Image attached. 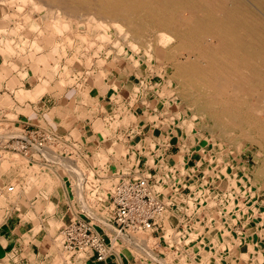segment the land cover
<instances>
[{
	"label": "rangeland",
	"instance_id": "374dc122",
	"mask_svg": "<svg viewBox=\"0 0 264 264\" xmlns=\"http://www.w3.org/2000/svg\"><path fill=\"white\" fill-rule=\"evenodd\" d=\"M30 1L31 2L28 3L30 5H25L23 7L20 4L21 1L0 0V7L2 9L5 8L6 11L8 10L6 13H13V15L15 14V17L11 16L7 18V27L9 31L12 30V34L7 33L6 36L10 39L11 43L18 41L21 43V40L28 42L30 41L31 37H35H30L28 35V28L24 30L21 28L19 30L18 25L15 24L16 21L30 20L32 21V24H35V21L39 24L38 28L47 30V32H43V36L45 35L47 45H45L42 52L48 56V59H46V65L51 70L48 69L47 71L49 72L50 70L52 73L51 76L53 75V80L50 82V84L54 87L57 86V89L55 88V90L53 89V91H50L52 92V98L58 100V97H63V100H65L70 99L72 96H77L75 92H72V90L75 88L76 82L81 84V91L83 92L89 90L88 88L94 87L90 95H88V93L84 96L78 95V97H80L79 99L82 100V103H80L78 109L81 110L80 114H83L82 116H86L88 114L82 107L85 97L93 95L97 96V93L95 92L97 88L93 83L90 82L94 80L97 85L103 84L108 86L109 84L111 87V83L114 85L120 83V79L115 78L112 74L120 72V77L124 78L127 76L134 83L133 88H131L133 90L126 93V100L128 103L122 102L124 100L123 96H119V98L115 97L114 103H116L118 106L116 105L114 107L113 112L103 108V121L98 118H91V120L95 119L93 120V123L100 121L101 123L109 126H112L113 120L115 121L118 119L119 122L121 120L115 129L111 128L112 131H110V138L111 140L116 138L124 145L122 154H126L127 161H124V163L126 162L125 169L120 168L121 170L115 173L116 177L109 178L114 179L113 182L109 180L102 182L95 180L92 176V172H90L82 163L75 149L73 150V148L70 147L72 145L65 144L60 140L54 144L55 146H51L49 144L47 147H50V149H55V154H60V161L55 162H58L59 164L63 163V169L58 168L54 162L51 163V160H48L46 168L43 166H37L39 167V170H34L35 172L33 170L30 171L29 169L24 171L26 172L27 176H30V179L35 180L36 182H39L43 177L42 171L49 172L51 174V179L56 182V184H53V187H57L63 196L62 198L64 207L66 208L67 221L59 222L56 226L57 231L52 234L53 238H56L57 236L59 238L58 240L60 244L59 249L61 250V256L66 257L68 254L62 249L61 246V236L59 235V231L62 226L75 220H86L93 226L96 232H101L98 231L97 228L99 226L101 227L102 225L99 224L96 218H101L102 220H105L106 224L108 222L111 224L110 221L112 218V206L109 197L113 192L115 184H117V182L123 178L138 179L147 177L151 189L156 192V197L165 206L171 204L174 205L172 206V209L167 210L165 208L161 215L163 217H159V219H167L172 225L171 227L173 228V231L175 230L177 232L176 234L178 235L176 236L178 237L174 238L169 235L168 237L170 238H168L165 236L166 230L168 228L164 225L161 227L163 232L160 230H155L153 232H138L139 235L135 233L137 235L136 237L139 236L138 238H142V236L145 237L146 235L149 237L151 240L149 245L150 249L147 250L144 242L139 239L135 240V238H132V236L130 237V235H132L130 232H125V234H122V240L127 244L131 243L129 244L131 247L128 250H131L130 252L133 255L135 253L136 255H141L143 257L142 264H154L153 260L155 261V259H158L160 264H177L176 262L174 263L172 259L165 257L169 255L168 252L174 256L186 252L190 255H193L194 252L196 253L194 256L197 262L194 263L193 261L192 263L194 264H204L203 262L205 259L207 261H212L210 257H212V255L215 253H220L221 256H223V259L221 262L219 260L218 264H264V259L257 258V254L259 252L264 253V230L263 226H261V224L259 225L258 223L259 219L253 215L256 213L255 215L259 216L260 213L257 211V209L260 208L257 207V205L264 204V191L258 192L257 190L258 187L260 188L263 186L264 179L258 180L256 179L255 174L252 175L257 166L254 157V153H256V146H250L249 149H245L240 152L238 156L236 152L229 147L228 142L222 144L224 145V148H221L218 144V131L211 129L209 123L206 120H199L195 117L192 118V112L187 110V107H189L185 106L187 105V101L180 95V85L172 79V66L169 61L164 59V54L162 55L157 52H153V54L149 52L151 54L149 63L148 61L144 60V58L148 59V52L146 53L142 48L141 51L135 49L130 52H124L126 50V46H122L120 48V44L123 43V40H121V37L118 35H114V28L112 24L104 23L100 25L98 24V26L97 23H91L89 25L85 23L81 24L77 20H74V18L73 20L70 18L66 20L59 18L57 19L53 17L56 16L57 13L53 11L51 15V13H49L51 10L48 8V6L41 5L44 8H40V6H34L35 3L37 4L38 0ZM14 19L16 21H14ZM83 21H86V19ZM15 27L18 30H16ZM116 36L119 38L118 45L114 42V39L117 38ZM13 54L14 53L10 54L9 56V63L12 66L10 74H12V71H15L16 75H14L13 78H15L16 81L20 80L23 83L24 81L20 76V72H23L26 69L29 72L31 71L32 66L30 65V58L26 56L25 59L23 58V62H25L24 66H22V64L17 66L15 60L16 56ZM25 54L26 52L23 56H25ZM54 61L56 63L55 68H51V66H54ZM42 78H46L45 73H42L40 76H38V80H41ZM60 81L62 84L59 83ZM30 85L31 84L28 83L26 84V87L29 88ZM11 91L12 93H9L8 97L12 100V106L0 105V139H6L3 144H0V151L3 150L0 152V154L3 155L5 154L4 151L6 152L8 150H12L9 149V147L5 148V146L8 144V140L12 137H7L8 132L13 136L25 135L23 130L24 126L22 125L23 121L20 119L25 116H29L30 113L24 112V109L27 106L31 108L28 104H26V101L20 102L14 97L12 88ZM116 93L118 96V92ZM79 99L78 102H81ZM136 101L138 106L135 109L134 102ZM122 104L125 107L123 112L118 110V107ZM7 112H12V114L8 116ZM91 116L92 115L89 117ZM146 116L151 118L150 120L155 119L156 121H153L154 124L158 123L157 120L163 117L164 119L167 118L168 123L171 122V124L168 126L170 129L173 128V131L177 136L176 139L178 138L177 140L179 143H181L180 145L184 151L185 161L181 164V168L179 167L178 171L172 170L171 167L165 162V165L163 166L156 164L157 161L155 154L157 152L155 151L156 145L153 143V140L150 138L134 135V132H137L138 134L141 130V127L136 128V122L141 120L143 123L147 118ZM97 117H100L99 114ZM167 121L164 120L163 122ZM120 127L121 131H126L122 134L119 133L120 136H117V128ZM166 128L168 127L166 126ZM79 133L80 132H78L77 138L80 135ZM78 139L80 140V138ZM139 140H141V142H138ZM134 148H137V150ZM144 150H148L150 155L155 158L153 161V158L151 160L148 158V168L145 166V154L140 153ZM44 152L46 153V156L49 155V152L48 154L46 151H43V153ZM6 153L11 154L9 152ZM85 155L88 154L84 153V156L82 155L83 158L86 157ZM138 155H140L141 158H139ZM50 156L51 155L48 157L51 158ZM217 156H221L222 160L224 158L228 159L229 163L235 161V157H238L240 160L238 162L236 160L237 167H232L230 164H221L217 160ZM16 157V162L21 165V163L24 162L23 158L19 155ZM135 158L136 161H134ZM57 160H59V158ZM154 162L156 164H154L156 166V170L152 169ZM240 164L244 166H241ZM130 167L133 168L130 169ZM74 170L77 173L79 171H83L81 174L79 172L77 175ZM166 170L168 172H166ZM121 173H124L125 176H123ZM155 173L157 174L154 175ZM20 174L22 176L24 175L22 171H20ZM64 177L65 179L68 178L67 180L71 181V186L67 185V183L65 184ZM233 179H237V181H235V184L230 186ZM78 180H81L82 183L80 184ZM84 184L85 187H89L91 189L90 197L92 198L89 200L87 199L86 201L88 203L85 204L81 202L83 199L82 194L79 196L77 190L78 186L82 188L84 187ZM11 193L13 194V192ZM11 193L10 196H12ZM190 200L196 201L195 207L190 206ZM80 204L82 207H88V210L85 209V207L82 208L83 210H81ZM242 204L244 206L246 205V207H242L243 210L239 207L243 206ZM196 222L201 223L200 225L202 226L203 230V232L200 230V234L198 236H196L195 232ZM219 230L222 231V234L220 235L219 233L218 235L220 236V239L219 237L217 239L216 235ZM101 233V235L108 237L109 240L111 239L108 232L103 231ZM233 234L243 238L242 245L245 247L243 250L249 253V257L241 255L242 250L239 242L232 243L234 241V239H232L234 236ZM248 234L249 236H247ZM129 237L131 240L128 239ZM153 237L157 238V240ZM191 237H193V240ZM212 237H216V239L214 238L212 240ZM186 238L189 239H187V243L185 244L184 242ZM181 241L183 243H181ZM224 241H230L232 245L226 249H221V243ZM169 242L172 244V246H169ZM200 243H203L204 246H207L206 250L208 251L205 252V257L201 254L199 256V252L202 253L205 251H198ZM111 245L112 248L114 245L116 246L114 249L118 253V244H116L114 241V245ZM125 251V249L121 250L123 253ZM127 251L125 255H127L129 258ZM207 254L211 256L209 257ZM76 256L81 257L80 255L76 254L70 255L71 258ZM157 256L159 258H157ZM185 256L182 258H185ZM132 258L134 257L132 256ZM138 261L139 260H136L137 263ZM182 261H184L185 264H192L191 260L188 258ZM180 262L181 261H179L178 264ZM155 263L158 264V262Z\"/></svg>",
	"mask_w": 264,
	"mask_h": 264
},
{
	"label": "crops",
	"instance_id": "0c3cea01",
	"mask_svg": "<svg viewBox=\"0 0 264 264\" xmlns=\"http://www.w3.org/2000/svg\"><path fill=\"white\" fill-rule=\"evenodd\" d=\"M6 12H8V10L6 11L5 8L2 9L0 7V105L12 106V100L8 97L9 93H12V88L14 97L20 102L26 101V104L31 107L29 108L27 106L24 109V112H28L30 115L20 119L23 121L22 125L24 126V132L37 128L47 132H52L53 134H51L54 136V141L50 144L51 146H53L59 140L65 144L72 145L70 147L73 148V150L75 149L82 163L90 172H92V176L95 180H98L99 182L106 180L113 181L114 179L109 178L116 177V172H119V170L122 168L125 169L126 162L124 163V161H127L126 154H122L124 145L120 143L118 139L115 138L111 140L110 138V131H112L111 128L115 129L121 120L120 122L118 119L115 121L113 120L112 126H109L101 123L100 121H96L94 124L93 120L95 119L91 120V118H98L103 121V108L113 112L114 107L117 105L114 103L115 97L119 98V96H123L124 100L122 102L128 103L126 100V93L133 90L131 88H133L134 83L127 76L124 78L120 77V72L112 74L115 78L120 79V83H117L116 85L111 83V87L109 84L108 86L103 84L97 85L93 80L90 83H93L94 86H96L97 89L95 92L97 93V96L93 95L85 97L82 107L85 109L88 115L82 116L83 114H80L81 110L78 109L80 103H82V100L79 99L80 97H78V95L84 96L85 94L87 95V93L90 95L94 87L88 88L89 90L83 92L81 91V84L76 82L75 88L72 90V92H75L77 96L75 95L70 97V99L65 100H63V97H58V100L52 98V92L50 91H53V89L55 90V88L57 89V86L54 87L50 84V82L53 80V75L51 76V69L46 65V59H48V56L42 52L45 45H47L45 35L43 36V32H47V30L38 28L39 24L35 21V24H32V21L30 20L16 21L14 19V21H16L15 24H17L19 27V30L21 28L23 30L28 28V35L30 37H35H31L29 41L30 43L24 40H21V43L20 41L11 43L10 39L6 36L7 33L12 34V30L9 31L7 27V18L11 16L15 17V14L13 15V13ZM15 29L18 30L16 27ZM25 52L26 54L23 56ZM12 53H14L13 55L16 56L15 60L17 66L19 64L24 66L25 62H23V58L25 59L26 56L30 58V65L32 66L31 71L29 72L26 69L25 71L20 72V76L24 81L23 83L20 80L16 81V79L13 78L14 75H16L15 71H12V74H10L12 66L9 63V56ZM55 64L56 63L54 61V65ZM51 68H55V66H51ZM48 69H50L49 72L47 71ZM42 73L46 74V78L38 80V76H40ZM61 81L59 83H61ZM28 83L31 84L29 88L26 87V84ZM116 92H118V96ZM78 99L81 102H78ZM137 106L138 103L136 101L134 102V108L136 109ZM118 110L121 112L125 110L123 104L118 107ZM11 114L12 112H7L8 116ZM98 114L100 117H97ZM90 115L92 116L89 117ZM150 119L151 118L147 117L143 123L141 120L136 122V128L141 127V130L138 134L137 132H134V135L150 138L153 140V143L156 145L155 151L157 152H155L157 161L156 164L163 166L165 165V162L171 167L172 170L178 171L179 167L181 168V164L185 161L184 151L180 145L181 143H179L177 140L178 138L176 139L177 136L175 135L173 128L170 129L168 126L171 124V122L168 123L167 118L164 119L163 117L157 120L158 123L154 124L153 121L156 120ZM163 119L167 122H163ZM166 126L168 128H166ZM120 129L121 127L117 128V136H120L119 133L122 134L126 131H121ZM78 132H80L78 138H80L81 141L77 138ZM9 136L14 137L8 132L7 137ZM2 140L3 139H0V144H3L6 141V139L3 141ZM138 142H141V140ZM44 149L32 150L28 155H21L19 152L18 154L17 152L7 149L8 151L6 152L11 154H7L5 151L4 155L0 154V264H142L143 257L141 255H136L135 253L134 256L130 252L131 250H128L131 245H127V243L122 240V236H116L112 227L105 226V224L101 222V218H96L97 221L99 220V224L102 225L101 227L99 226L97 230L100 231L105 229V231L109 233L111 242L114 244V240L115 243L118 244V253L115 251L114 248L116 246L114 245L113 250L115 253L110 256L105 263H99L94 258L86 257L83 254H76L80 255L81 257L76 256L71 258V254L64 250L63 247L62 249L69 255H66L65 253L66 257L61 256V250L59 249V238L58 236L53 238L52 234L57 231L56 226L59 222L67 221L66 208L64 207L62 198L63 196L57 187H53V184H56V182L51 179V174L49 172L42 171L43 177L39 182L30 179V176H27L26 172H24L28 169L30 171L39 170V167L37 166H43L46 168L48 160H51V163L54 162L58 168L63 169V163L59 164L58 162H55L60 161V154H55V149L51 150L50 147ZM134 149L137 150V148ZM43 151H47V154L49 152L51 158L48 157L49 155L46 156L45 152L43 154ZM51 153L54 154L52 155ZM84 153L88 155H85L86 157L83 158ZM140 153L145 154V166L148 168V158L151 160L153 156L150 155L148 150H144ZM17 155L22 157L24 160L21 165L16 162ZM55 155L58 156L59 160H57L58 158L54 159L56 157ZM52 156L55 157L53 158ZM138 156L141 158L140 155ZM154 159L155 158H153L152 161ZM134 161H136V158ZM154 164L155 162L153 165ZM155 165L152 167V169H155ZM132 168L133 167H130V169ZM20 171L24 173L23 176L20 174ZM166 172L168 171L166 170ZM121 174L125 176L124 173ZM156 174L157 173L154 175ZM67 179L64 177L65 184L67 183V185L71 186V181ZM235 181H237V179H233L230 186L235 184ZM10 187H12L11 190L9 189ZM10 191L13 192V194ZM10 193L12 196H10ZM189 204L191 207H195L196 201L190 200ZM172 206L174 205H166V209H172ZM161 215L160 217H163ZM196 224V232H199L200 234V230H202V226L200 225L201 223L196 222ZM161 225H164L168 228L166 230L165 236L168 237L171 235L174 238L178 237L176 236L178 235L176 234L177 232L175 230L173 231V228L171 227L172 225L167 219L164 220ZM160 231L163 232L162 229ZM219 233L222 234V231H218L216 235L217 239L218 237L220 239V236L218 235ZM112 236H114L113 238L115 239H112ZM247 236H249V234ZM216 237L214 238L216 239ZM214 238L212 237V240ZM154 239L157 240V238ZM187 239L189 238H186L184 242L185 244L187 243ZM191 239L193 240V237H191ZM181 243L183 242L181 241ZM199 245L200 247H198V251L205 250L202 253L199 252V256L201 254L205 257V252L208 251L206 250L207 246H204L203 243H200ZM169 246H172L170 242ZM123 249L126 251L128 250L127 252L129 254V258L127 255H125L126 251L124 253L121 252ZM186 253H180L174 256L168 252L170 256L168 255L165 257L172 259L174 263L181 261L179 264H185V262L182 260L187 258L191 260V263L193 261L195 263L196 259L194 254L196 253L193 252V255ZM132 256L134 258H132ZM183 256H185V258H182ZM210 256L211 255H209V257ZM222 257L223 256H221L220 253H215L212 255V257H210L212 261H207L204 258L205 261L203 263L218 264V261L223 259ZM157 258L159 257L157 256ZM136 260H139L138 263ZM153 262L154 264H156L155 262L160 264L158 259H155V261L153 260Z\"/></svg>",
	"mask_w": 264,
	"mask_h": 264
},
{
	"label": "bare ground",
	"instance_id": "6f19581e",
	"mask_svg": "<svg viewBox=\"0 0 264 264\" xmlns=\"http://www.w3.org/2000/svg\"><path fill=\"white\" fill-rule=\"evenodd\" d=\"M17 1H21L23 7L31 2ZM41 5L48 6L51 15L55 11L57 15L53 17L57 19L74 18L87 25L112 24L114 35L123 40L120 48L126 46L124 52L141 51L142 48L148 52L149 57L144 60L149 63V52L164 54V59L172 66V79L180 85V95L187 101L185 106H189L187 110L192 112V118L206 120L211 129L218 131L219 146L222 148V144L228 142L237 156L250 146H256L254 157L257 166L252 175L255 174L258 180L264 179V0H38L34 4L44 8ZM118 36L114 37L117 45ZM234 159L229 163L228 159L222 160L221 156H217L221 164L237 167L236 160L240 159ZM82 171H79L80 174ZM79 183H82L81 180ZM82 188L78 186L77 190L79 196L82 194L81 202L85 204L91 198V189L85 184ZM257 190L263 192L264 183ZM84 207L88 208L81 206V209ZM257 207L260 208L257 209L260 215L256 216L254 212L253 215L259 219L258 223L264 230V204ZM101 222L111 226L105 220L101 219ZM196 227L197 224L195 232ZM135 233L139 235L131 231L130 237L144 242L149 250V237L138 238ZM196 233L198 236L199 232ZM121 235L116 234L118 237ZM114 236L112 239H115ZM130 237L128 239L131 240ZM232 239V243L239 242L241 255L249 257V253L243 250V238L234 235ZM232 243L222 242L221 249L230 247ZM109 244L112 247L113 243ZM257 255V258L264 259V253Z\"/></svg>",
	"mask_w": 264,
	"mask_h": 264
},
{
	"label": "built area",
	"instance_id": "2783aa9c",
	"mask_svg": "<svg viewBox=\"0 0 264 264\" xmlns=\"http://www.w3.org/2000/svg\"><path fill=\"white\" fill-rule=\"evenodd\" d=\"M50 131L40 128L25 131L24 136L11 137L6 148L28 155L32 150H43L53 143ZM11 188V187H10ZM147 177L121 179L109 197L112 206L111 226L116 234L161 230V213L166 206L156 197ZM61 245L71 255L83 254L99 263L107 262L115 251L105 235L98 234L86 220H75L61 227Z\"/></svg>",
	"mask_w": 264,
	"mask_h": 264
}]
</instances>
